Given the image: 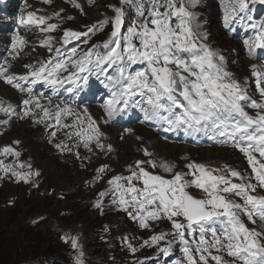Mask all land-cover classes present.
<instances>
[{"label":"snow or ice","instance_id":"snow-or-ice-1","mask_svg":"<svg viewBox=\"0 0 264 264\" xmlns=\"http://www.w3.org/2000/svg\"><path fill=\"white\" fill-rule=\"evenodd\" d=\"M44 2L48 3L50 0ZM71 2L74 7H80L75 0ZM261 2L264 3V0ZM89 3H93V0H89ZM120 3L131 5L134 10V19L126 31H122L125 23L124 7H113L115 15L111 18L112 31L103 45L106 51L101 54L89 49L78 59L70 58L71 67L76 71L68 77L61 79L60 73L68 71L69 61L59 57L60 49L54 48L52 38L47 37L42 46L47 47L50 52L55 51V56L41 62L39 68L27 65L29 69L27 75L18 78L5 75L7 69L0 65V79L20 91L24 89L15 81L19 79L29 82V78L33 84L43 81L55 89L57 85L62 86L65 81L77 86V81L81 79L86 82L87 76H81L80 73H90L93 69L99 73H106V66L116 65V74L106 75L108 81L106 87L111 89L118 86L112 99L104 106L110 119L123 111V108H127L130 103L133 106L140 104V100L135 99L140 97L147 105L141 107L146 121H164L168 124L169 130L182 128L190 133L211 129L215 136L225 138V142L232 141V146L238 148L246 157L256 184L244 183V177L234 169L226 170L224 175H216L214 173L220 170L209 171L204 165L188 164L187 173H173V166L166 162L157 164L153 160L137 161L136 170L129 169L130 176H115L108 181L118 197L114 198L113 203L121 210L129 212L130 218L138 221L142 228L149 227L148 221L160 219L171 221L175 230L173 234L185 244L183 252L188 264H208L209 258L215 261V264H264V232L250 229L240 218V214L243 213L252 223L256 222V217L264 223V196L252 194L257 188L264 189V161L257 160L254 155L258 153L264 158V104L251 102L249 107L258 110L255 117L245 111L242 101L247 99L246 92L231 78V73L224 69V58L220 56L217 60V54L202 42L207 37L197 32L198 25L193 26L194 14L188 10L184 0H180L179 4L177 0H120ZM195 4L196 0H189V6L195 7ZM246 8L247 0H235V3L225 5V25L235 20L237 14ZM56 15L58 17L59 13ZM173 18L176 19V23H173ZM48 19L50 18L38 17L33 12L27 14L28 24L45 25ZM109 22V18H105L99 26L103 27ZM261 24L264 25V21ZM57 27L56 24H47L40 30L48 33L55 31ZM252 27L258 26L253 24ZM95 30H97L95 26L84 33L65 30L62 45L70 43L73 39L79 40L81 36H87ZM24 43L25 41L18 35L14 36L13 50ZM245 44L249 46L250 55H254L257 48L264 49V27L260 28L254 40L251 42L245 40ZM75 54L76 49H73L72 55ZM185 54L187 59L184 58ZM137 64L144 65L143 70L131 71L132 66ZM253 75L259 76V73L254 69ZM257 88L264 97V87H260L258 83ZM27 91L30 98L23 101L26 107L25 116L32 114L29 105H34L43 112V119L36 120V123L52 118L59 125L62 114L72 112L68 107L59 106L55 112H51L48 108L42 107L38 99L31 96V88ZM118 105H123V108L117 107ZM0 112L11 115V106L0 105ZM164 113L167 115H163ZM85 119L87 131L81 128L75 135L85 138L86 148L90 142L95 141L103 150L104 145L100 143L102 134L96 122L90 116ZM0 123L6 124L8 121ZM83 123L84 120L77 116V121L73 125L63 126L77 127ZM50 135L55 136V133ZM108 150H111L110 146ZM0 154H13V150L5 148ZM14 154L19 156V153ZM145 155L150 156L151 153L145 150ZM144 163L151 165L152 168L159 167L167 173H172V178L165 179L150 173L141 166ZM19 167L23 168L24 165ZM3 170L5 173L11 172L25 183L32 175L16 172L9 166H3ZM105 170L102 167L97 171L103 173ZM233 179L240 180L241 183H234ZM134 181L141 183L142 187H137ZM190 188L200 189L205 198L193 196L188 191ZM105 195L104 192L100 193L101 197ZM230 195L239 196L244 203L233 202L228 198ZM96 207H101V201H97ZM216 224L220 225L219 234L217 228L213 226ZM197 229L199 240L195 252L199 255V261L193 256V249L188 246L185 238L186 233L192 235ZM208 232L211 233L210 240L206 236ZM164 238L163 234L152 236L151 242L155 245ZM63 239L65 243L70 240L73 249L78 248V241L75 238ZM213 250L218 254L213 255ZM132 251L135 252V249ZM160 251L167 256L170 249L161 248ZM219 253H225L232 259L225 261ZM77 264H82L79 256Z\"/></svg>","mask_w":264,"mask_h":264},{"label":"rangeland","instance_id":"rangeland-1","mask_svg":"<svg viewBox=\"0 0 264 264\" xmlns=\"http://www.w3.org/2000/svg\"><path fill=\"white\" fill-rule=\"evenodd\" d=\"M75 1L82 4L83 10H78L70 4L60 1L53 7L45 8L44 12H48L47 15L52 19V23L62 27L63 31L71 30L81 33L88 32L90 27L100 24L105 18H109L108 24H111V18L115 15L113 7H124L128 25L134 19L129 17L130 10L126 5H121L120 0H96L93 7H88L85 0ZM251 1L253 0H247V4ZM179 2L180 0H177V4ZM227 2L235 3V0H196L195 7H188V10L194 14V20L199 19L202 23L201 34L207 37L202 42L213 52H217V57L224 58L225 70L231 72V76L236 81H243V84L247 85L249 82L247 73L250 76V72H253L250 70L252 62L248 61L251 57L250 53L248 55L243 44L233 40L234 37L240 36H232V39L227 36V34L230 35L229 32L224 31L221 27L225 12L220 6ZM33 8L39 11L36 16L45 17L44 12L39 7H33L32 3L26 5L22 16L21 13L14 15L16 23L20 22L22 25L26 48L23 45H18L14 51L13 42L10 40L0 41L2 46L0 65L7 69L5 75L17 78L27 75L29 72L27 65L39 68L41 62L56 55L55 51L50 52L47 47L42 46V42L46 39L44 32L43 37L38 35L31 37L26 34V26L31 25L27 23V14ZM251 9L253 10L254 7L252 6ZM57 13H59L58 17ZM68 17H72V19H68ZM98 17L99 20H97ZM202 18L205 20L203 21ZM39 26L42 28L47 24ZM97 39L101 40L102 37H97ZM87 41H89V37L82 36L79 40L73 39L70 43L62 45L61 39L60 47L56 48L60 50L67 46L70 48ZM30 43L33 44L31 47ZM21 48L22 50H20ZM185 59H187V55ZM60 76L61 79L67 77L66 74ZM254 80L252 79V81ZM30 81L31 78H29V82L17 79L15 82L24 89V91H20L0 79V105L11 106V115L0 112V121H8L6 124L0 123V152L5 148H11L13 154H21L20 160L23 163L29 161L36 166L35 170L40 176L37 187H24L22 184L15 187L10 184L0 190V264H52L54 261L57 262L54 254L57 257L63 254L64 246H68V248L63 261L75 264L76 257L81 258L80 253H90L91 246H95V242H90V240L96 237V225L98 224L107 228V250L116 247L115 238L120 233L124 244L130 243L131 249L126 248L125 245L120 246L117 242V250L112 249V254H114L112 258L104 255L105 260L95 258L87 260L83 264L128 263L129 260L131 262V259L139 260L143 257H150L157 253L158 247L156 244L147 247L146 245L151 242L152 236L162 234L165 238L158 243L163 245L162 248H169L171 255L177 247L176 236L171 233L172 229L169 230L165 221L148 223V228H141L134 220L125 216L114 214L101 216V213L107 209L96 207L97 201H102L104 198V196H100V193H107L110 187L108 181L115 176H130L129 169L136 170L137 161L153 160L157 164L166 162L173 166V173H187L189 171L186 167L188 164L204 165L209 171L220 170L214 173L216 175H224L226 170L234 169L244 177V183H257L256 181L252 182L246 166L231 150L225 151L210 145L198 151L196 147L186 148L182 146V143L178 145L166 144L154 130L155 128L151 131L150 121L147 122L144 119L141 107H145L146 104L140 97L135 98L140 100V104L133 106L130 103L128 110L134 113L135 118L126 124L116 119L118 114H115L111 119L107 116L104 106L112 99L113 95L103 99L105 84L94 85L98 90V94L94 96L93 93L86 90L87 85H79L80 80L77 81L78 86L65 81L62 86L57 85L55 89L52 88V96L49 86L42 85L38 89L35 88L38 82L33 84ZM22 83H25L26 86H23ZM29 88L32 89L31 96L38 99L42 107L48 108L51 112H55L57 106L68 107L72 110L75 122L79 116L81 120H84V123L77 127H63L58 130H53V124L48 123L52 118H48L42 123H36V120L43 119V112L40 108L29 105L28 108H31L32 114L25 116L26 107L23 101L30 98L27 91ZM5 89L11 90L12 93H7L9 91ZM253 92L255 93V90ZM87 116L96 122V126L102 134L100 143L104 145L103 150L97 146L95 141L90 142L86 148L84 146L85 138L75 135L81 128L87 131L88 125L85 119ZM122 119H126L125 114L122 115ZM129 129L131 131H128ZM53 132L55 136L50 135ZM69 134H71V138H69ZM202 137L210 143H216V138L222 139L226 145L233 143L232 141L225 142V138L215 136L211 129L204 130ZM153 143L162 148H154ZM56 145H66L67 147L58 148ZM109 146L110 151L108 150ZM145 150L151 155L146 156ZM11 157L12 155L7 159H11ZM141 166L163 178H172V173H167L162 168H152L147 163ZM102 167L106 170L103 173H98L97 170ZM186 179H192V177H186ZM233 182L241 183L236 179H233ZM189 192L197 198L204 196L202 192H199L200 194L195 191ZM253 195L264 196V193L259 190ZM228 198L235 203L243 204V200L241 201L233 195ZM58 213L60 216H68L66 221L54 220L58 217ZM118 215H121V212ZM245 216L243 213L240 214L242 221ZM46 220L47 222H44ZM54 222H58L59 226L54 228L53 232L47 231L46 224ZM243 222H246V219ZM256 222H261L259 217H256ZM214 227L217 228L219 234L220 225L216 224ZM249 228L258 232L262 230L261 226L257 227L253 224ZM206 236L209 240L211 239L210 232L206 233ZM64 237L75 238L78 241V248L73 249L70 240L65 243ZM198 240L199 232L193 233L190 246L193 249V256L199 260V255L195 252ZM98 242L105 244L106 239L98 236ZM132 249H135L134 254L131 252ZM103 253L101 252V254ZM212 254L218 253L213 252ZM219 255L223 256V253H219ZM224 259L230 261L232 258L224 257ZM105 261L107 262L105 263ZM162 263L166 264L167 262L162 260Z\"/></svg>","mask_w":264,"mask_h":264},{"label":"trees","instance_id":"trees-1","mask_svg":"<svg viewBox=\"0 0 264 264\" xmlns=\"http://www.w3.org/2000/svg\"><path fill=\"white\" fill-rule=\"evenodd\" d=\"M19 165H21L20 164V161L19 160H15L14 161L15 168H19L20 169L21 167H19ZM27 173H31L32 174L30 176V178H29V180H28L27 183H25L23 180L20 181L16 177L11 178L10 181H6V180L3 181V179H2V180H0L1 181L0 190L3 189L4 187L10 185V184L13 185V186H15V187H19L22 184L24 187H26V185L29 186L31 184H35V183H39L40 182V177L38 175H36V171L33 170V169H31V168H29L28 166H26V174ZM6 182H9V183L7 184ZM58 214H59L58 217H56L54 220H57V221H66V217H68V216H64V215L63 216H60V213H58ZM44 222H47V220L44 221ZM46 225H47V231H52V230H54V228H56V227L59 226L58 225V222L57 223L54 222V223H50V224L47 223ZM92 227H91V229H92ZM96 228L97 229H101V231H103V228H102V226H100V224L96 225ZM100 234H101V232H100ZM95 236H96L95 238H93L92 240H90V242H92V241L95 242V246L94 247L91 246L92 249H91L89 255H91L92 257H94L96 259L100 258V259L104 260V258H105L104 255H107L106 243L104 244L102 242L101 243L98 242V232L96 233ZM67 248H68V246H64V248H63V250H64L63 254L59 255L58 257L54 254V257L57 258V262L54 261L52 264H68V263H66V262L63 261L65 255H66L65 251H66ZM99 250H101V251L99 252ZM97 252H99V253L96 255ZM101 252H104V253L101 254ZM106 262L107 261H105V263Z\"/></svg>","mask_w":264,"mask_h":264},{"label":"bare ground","instance_id":"bare-ground-1","mask_svg":"<svg viewBox=\"0 0 264 264\" xmlns=\"http://www.w3.org/2000/svg\"><path fill=\"white\" fill-rule=\"evenodd\" d=\"M185 4L188 6V7H190V8H192L191 6H189V0H185ZM21 13H22V11H21ZM0 14H1V11H0ZM0 17H2L1 15H0ZM100 18L98 17V19L97 20H99ZM202 20L204 21L205 20V18H202ZM198 25V28H196V30H197V32L199 33V34H201V28H202V23L200 22V20L198 19V20H194L193 21V26L194 27H196ZM227 25H229V23L227 24ZM226 31L227 32H229V28L228 27H226ZM238 36H240V35H238ZM233 40H235L236 41V43H239V44H243V45H246L245 44V40H248V41H252L253 39L250 37V38H248V39H245V38H243V36H240V37H238V38H235L234 37V39ZM248 46V45H247ZM215 52V51H214ZM217 53V52H216ZM248 55H249V52H248ZM260 56H264V49H261V52H260ZM220 56H218L217 57V60H218V58H219ZM249 62H252L251 64H250V70H254L255 69V71L256 72H258L259 73V76H255V75H248V73H247V79H248V83H254L253 85H251V86H246V84L244 85L243 84V81H237L240 85H241V87H242V89L245 91V92H248V91H253L255 88H257V84L259 83L260 84V87H264V81H263V76H264V60H261L260 61V58H251L250 57V60H248ZM225 62H224V60H223V64H224ZM252 79H255V81H252ZM233 80H235L234 78H233ZM236 81V80H235ZM23 84V83H22ZM23 86H26V84L24 83L23 84ZM6 91H9V92H7V93H12V91L11 90H7V89H5ZM0 94H1V91H0ZM116 132V131H115ZM114 133V132H113ZM145 134L143 133V136H144ZM153 147L154 148H156V149H160V148H162V147H160L159 145H157L156 143H153ZM152 147V148H153ZM156 152V151H155ZM21 161V160H20ZM22 162V161H21ZM23 165H24V167L23 168H20L19 169V172L20 173H22V174H26V163H23ZM127 218H128V216H127ZM129 219V218H128ZM97 229V228H96ZM100 231H101V229H97V232H98V236L100 235ZM176 238H177V236H176ZM151 257V256H150ZM150 257H146L147 259L148 258H150Z\"/></svg>","mask_w":264,"mask_h":264}]
</instances>
